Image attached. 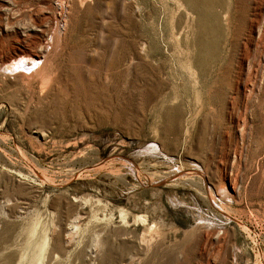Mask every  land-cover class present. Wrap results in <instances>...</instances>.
Wrapping results in <instances>:
<instances>
[{
	"label": "rangeland",
	"instance_id": "obj_1",
	"mask_svg": "<svg viewBox=\"0 0 264 264\" xmlns=\"http://www.w3.org/2000/svg\"><path fill=\"white\" fill-rule=\"evenodd\" d=\"M59 1L0 0V264H264V39L251 24L264 0H232L201 102L182 91L175 44L188 27L174 0L175 14L158 0H64L53 43ZM153 19V64L184 104L178 128L150 88L129 85ZM35 21L46 31L24 39ZM120 38L132 58L110 113L57 102L58 61L78 41L96 56ZM51 42L42 70L7 64Z\"/></svg>",
	"mask_w": 264,
	"mask_h": 264
},
{
	"label": "bare ground",
	"instance_id": "obj_2",
	"mask_svg": "<svg viewBox=\"0 0 264 264\" xmlns=\"http://www.w3.org/2000/svg\"><path fill=\"white\" fill-rule=\"evenodd\" d=\"M63 1L64 0H60L57 4L59 16L56 18V25L52 29V33H54L53 43L64 41L62 37H64L63 34L65 32L62 33V30L59 31L62 27L61 24L63 23L65 14V5H63ZM171 1L172 0H158V2L168 7L172 13L175 14V10H173L170 4ZM231 2L232 0H174L175 5L178 7L180 18L184 19V26L186 23L188 27L187 31L184 33V38L176 40L175 48L180 54L176 56L175 61L178 69L184 76L183 79L189 82H185L186 84L182 91L186 94L192 91L194 100L197 102H201L204 94L210 89L212 82L209 79V75L211 73L213 74L217 65L223 60L222 52L224 38L228 30V21L225 19L229 20ZM251 24L252 27L256 25L259 29L257 37H259L260 41L264 39V13L261 10L258 13L255 11V14L251 18ZM33 25L34 26L30 27L29 31L23 35L24 39L28 40L29 37L34 39V36H37L39 31L44 32L45 28H43L40 23L35 21ZM145 28L150 34L148 50L146 51L147 54H145L147 66H144L143 71H135L136 74L133 77L134 79L130 80L129 85L131 86L132 82L136 83L139 81L138 89L140 93L148 94L149 91H152L155 95L154 101H157L159 109H162L163 113L166 112L164 119L166 118V121H170L173 127L178 128L181 122L178 120H180L185 113L183 109L184 104H174L179 96L178 90L172 87L170 92L164 91L161 78L162 64H153V62L156 61V59L153 58V54L157 51L160 52L162 49L159 45L158 32L155 28V19L145 23ZM109 36H113V34L110 32ZM52 42L49 44L40 43V49L38 51L28 52L27 55L21 54L17 55V57H10L7 59V64L11 63V65L15 67V65L18 66L20 63L23 64V61H27L29 65L33 63L42 70V66L44 65H42L43 59H50L48 58V54L51 51V47L54 48ZM109 44L110 43H107L103 46L96 56H87V52L83 50L84 46L81 44V41H78L75 45L77 50L73 48L74 51L67 54L66 60L63 59L58 61L61 57L57 54L58 65L56 64L55 67L57 68V66H59L61 70V75L59 74L61 89L57 91L56 94L58 98L57 102L60 101L63 104L69 103L74 109H81L88 113L103 111L110 113L113 109L112 98H114L115 95L114 89L116 81L122 76L119 69L124 64L131 65L132 57L131 55L126 56L125 54V40L123 38L115 42V49H112L110 46L111 44ZM48 47H50V49H47ZM161 53H163V51ZM51 69L50 71H52ZM129 74H131L130 71L128 72V75ZM191 82L198 83L200 87L197 89L192 88ZM147 88H150L148 89L149 91L146 90ZM206 95L209 97L210 94ZM208 102L212 103L211 97H209ZM173 118L175 119L174 122H172Z\"/></svg>",
	"mask_w": 264,
	"mask_h": 264
}]
</instances>
